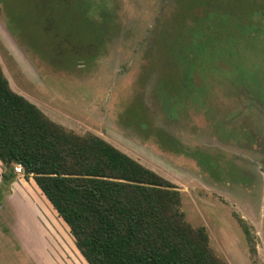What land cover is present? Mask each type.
<instances>
[{
  "label": "rangeland",
  "instance_id": "374dc122",
  "mask_svg": "<svg viewBox=\"0 0 264 264\" xmlns=\"http://www.w3.org/2000/svg\"><path fill=\"white\" fill-rule=\"evenodd\" d=\"M85 1L84 20L76 4L0 0L12 89L179 187L218 258L264 264V0ZM6 171L0 264H88L33 178Z\"/></svg>",
  "mask_w": 264,
  "mask_h": 264
},
{
  "label": "trees",
  "instance_id": "16d2710c",
  "mask_svg": "<svg viewBox=\"0 0 264 264\" xmlns=\"http://www.w3.org/2000/svg\"><path fill=\"white\" fill-rule=\"evenodd\" d=\"M57 1L87 19L85 0ZM0 162L4 184L18 164L33 178L88 264H227L206 229L186 222L179 187L104 138L51 120L12 89L1 62Z\"/></svg>",
  "mask_w": 264,
  "mask_h": 264
},
{
  "label": "built area",
  "instance_id": "2783aa9c",
  "mask_svg": "<svg viewBox=\"0 0 264 264\" xmlns=\"http://www.w3.org/2000/svg\"><path fill=\"white\" fill-rule=\"evenodd\" d=\"M14 170H15L16 174H24V169L20 164L15 165Z\"/></svg>",
  "mask_w": 264,
  "mask_h": 264
}]
</instances>
